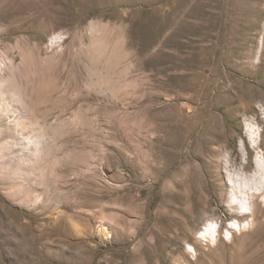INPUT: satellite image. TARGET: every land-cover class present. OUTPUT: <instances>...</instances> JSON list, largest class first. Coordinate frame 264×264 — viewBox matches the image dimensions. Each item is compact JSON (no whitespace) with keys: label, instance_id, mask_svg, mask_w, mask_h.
I'll list each match as a JSON object with an SVG mask.
<instances>
[{"label":"rangeland","instance_id":"rangeland-1","mask_svg":"<svg viewBox=\"0 0 264 264\" xmlns=\"http://www.w3.org/2000/svg\"><path fill=\"white\" fill-rule=\"evenodd\" d=\"M6 1L0 219L33 225L0 227V264H264V0ZM190 158L240 199L193 200Z\"/></svg>","mask_w":264,"mask_h":264},{"label":"bare ground","instance_id":"bare-ground-1","mask_svg":"<svg viewBox=\"0 0 264 264\" xmlns=\"http://www.w3.org/2000/svg\"><path fill=\"white\" fill-rule=\"evenodd\" d=\"M6 4H7V1L6 0H0V14H1L2 11H4L5 9H7V5ZM1 70L3 71L2 68H1ZM9 89H12V81L10 82V80L9 81L6 80L4 86L3 87H0L1 95L4 96L5 93H7ZM263 99H264V96H263ZM263 112H264V110H263ZM246 135L249 138L250 145H251V147H252L253 150H256L261 145V142L263 141V137H264L262 131H260L258 129H255L254 127H252L250 125L247 126ZM55 162L53 161V163H50L49 170H50L51 174L54 173V171L56 170V164H55ZM229 163H231V162L228 161L225 164V165H227V166H225V170H226L225 171V170H223V168H224L223 167V164L221 165V168H220V167H217L216 165H214L213 161L208 162L207 160H203L202 165L200 167H198L195 164V160L194 159L192 160L190 158V161H188L187 164L183 168H180V171L182 173V175H181L182 176V179L179 180V181H177V185L179 187H181V188H185V189L189 190L190 193H191V197H192L193 200H195L196 198H199V200H201L203 202V204H208V203L211 202V199L208 198L205 195V192H209V195L212 196L213 198H215L216 197V195H215V187L217 186L216 180H219V179H221L223 177L224 180H225V182H226V186H229L230 187L231 192L234 195V197L236 196L237 198L240 199L239 190H238L236 184L233 182L232 178L230 179L227 176V174H228L227 172H229L230 167L232 166ZM32 171H33V169H32ZM254 171L256 173H261V175L264 177V160L258 158L257 156H256L255 161H254ZM53 178H54V180H56L55 177H53ZM34 182H36V180H34ZM40 183H41V185H45L46 184L45 180H41ZM52 184H54V183H52ZM28 187H29V185H28ZM247 194L248 195H251L250 192H247ZM40 196L37 199L41 201V197ZM228 206L230 208L238 209L239 210V213L238 214H239V216L241 218H245L247 215H249V214H246L245 212H241L240 211V208L238 207V204L235 203L234 201H232L231 198H229V200H228ZM249 207H250V214L255 216L256 215V211L252 208L253 206L251 207V204H250ZM12 216H13L12 217L13 222H11V221H5V219H0V227L3 228V229L4 228L7 229V228H11V227L17 225L20 228L21 227L22 228H25V229H28L30 227L32 228L33 221H27V222L24 221L23 222L21 216H16V215H12ZM8 218H6V219L9 220ZM56 222H58V220L55 219V218H52V223L51 222L50 223H51V225L56 226V224H54ZM211 224L213 225L214 224V221H211ZM243 228L245 229L246 226H243L240 221H239V230L238 231H236L232 227L231 228L227 227L229 233L231 234V237H229L230 235H228V236L227 235H223L222 232H221V230H220L221 228H220L218 230V234H217L216 239L215 240H213V239L211 240L210 237H209V233H210L209 232L210 231L209 230V225H206L198 233V237L200 239H203V240L209 242V243L215 244V243H218L219 241H225V239H228V240L232 239L233 236L235 235V233L241 232ZM37 243H39V242L37 241ZM194 253L197 255L196 248H194Z\"/></svg>","mask_w":264,"mask_h":264}]
</instances>
